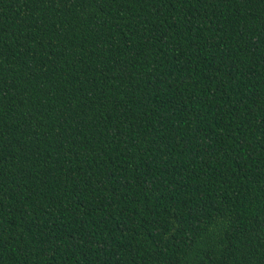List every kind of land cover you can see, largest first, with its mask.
<instances>
[{
    "label": "trees",
    "instance_id": "16d2710c",
    "mask_svg": "<svg viewBox=\"0 0 264 264\" xmlns=\"http://www.w3.org/2000/svg\"><path fill=\"white\" fill-rule=\"evenodd\" d=\"M0 264H264V0H0Z\"/></svg>",
    "mask_w": 264,
    "mask_h": 264
}]
</instances>
